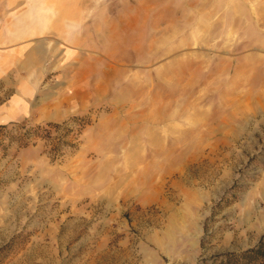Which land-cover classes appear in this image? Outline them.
<instances>
[{
	"label": "rangeland",
	"instance_id": "rangeland-1",
	"mask_svg": "<svg viewBox=\"0 0 264 264\" xmlns=\"http://www.w3.org/2000/svg\"><path fill=\"white\" fill-rule=\"evenodd\" d=\"M45 5L0 0L64 16L0 82V104L18 94L5 124H59L0 135V264H175L198 225V260L248 248L223 241L264 211V0Z\"/></svg>",
	"mask_w": 264,
	"mask_h": 264
},
{
	"label": "crops",
	"instance_id": "crops-1",
	"mask_svg": "<svg viewBox=\"0 0 264 264\" xmlns=\"http://www.w3.org/2000/svg\"><path fill=\"white\" fill-rule=\"evenodd\" d=\"M12 4H43L51 10L53 4H65V0H7ZM50 4V5H49ZM52 4V5H51ZM44 6V7H45ZM43 7V8H44ZM36 10V9H35ZM53 10V9H52ZM53 12V11H52ZM64 16H0V82L4 88H12L19 83L16 80L17 72L26 73L32 66L45 57L46 42L33 38L46 37L59 30V20ZM58 40V39H57ZM58 52V51H57ZM17 91L8 97L6 102L0 104V124H5L15 114L12 103L17 99ZM24 99H27L26 97ZM2 108H5L3 111ZM243 215L234 216L233 234L226 233L223 247L227 249H240L254 245L264 234V211H258L257 206H248ZM201 226L187 242L185 248H173L169 256L175 264H195L202 245L198 233Z\"/></svg>",
	"mask_w": 264,
	"mask_h": 264
},
{
	"label": "trees",
	"instance_id": "trees-1",
	"mask_svg": "<svg viewBox=\"0 0 264 264\" xmlns=\"http://www.w3.org/2000/svg\"><path fill=\"white\" fill-rule=\"evenodd\" d=\"M71 120L78 121V124H85L82 117L73 116ZM59 124L54 122H46L45 124H21L11 122L9 124H0V135L3 131L11 133V131L18 130L19 140L25 146L29 143V139L34 136H45L50 133L52 127H58ZM13 136H10V139ZM195 264H264V234L258 241L240 251H225L212 255L208 259L201 258Z\"/></svg>",
	"mask_w": 264,
	"mask_h": 264
}]
</instances>
